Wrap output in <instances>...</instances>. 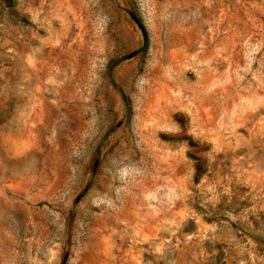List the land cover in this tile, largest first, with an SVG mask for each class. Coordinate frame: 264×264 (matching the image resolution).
<instances>
[{
  "label": "rangeland",
  "instance_id": "rangeland-1",
  "mask_svg": "<svg viewBox=\"0 0 264 264\" xmlns=\"http://www.w3.org/2000/svg\"><path fill=\"white\" fill-rule=\"evenodd\" d=\"M0 264H264V0H0Z\"/></svg>",
  "mask_w": 264,
  "mask_h": 264
}]
</instances>
